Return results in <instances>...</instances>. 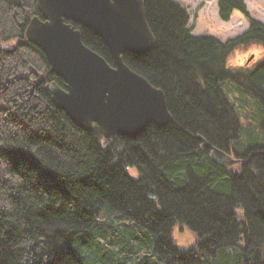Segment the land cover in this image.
I'll return each instance as SVG.
<instances>
[{
	"label": "trees",
	"instance_id": "trees-1",
	"mask_svg": "<svg viewBox=\"0 0 264 264\" xmlns=\"http://www.w3.org/2000/svg\"><path fill=\"white\" fill-rule=\"evenodd\" d=\"M142 1L154 40L123 61L164 91L173 121L104 144L46 90L66 86L29 33L38 0H0V264H264V58L227 64L241 45L264 46V24L245 0H218L222 20L240 11L250 23L223 42L193 35L174 0ZM72 24L115 65L97 33ZM228 85L256 110L242 114ZM202 138L238 162L217 164ZM178 222L193 248L176 244Z\"/></svg>",
	"mask_w": 264,
	"mask_h": 264
},
{
	"label": "water",
	"instance_id": "water-1",
	"mask_svg": "<svg viewBox=\"0 0 264 264\" xmlns=\"http://www.w3.org/2000/svg\"><path fill=\"white\" fill-rule=\"evenodd\" d=\"M43 17H34L29 33L36 36L51 70L66 88L46 84L53 103L82 129L98 124L106 138L113 134L136 137L149 124L163 127L173 121L164 91L131 69L126 52L150 49L154 35L142 0H38ZM78 23L97 33L111 50L115 65L87 46ZM203 139V138H202ZM214 162L235 164L238 158L207 144Z\"/></svg>",
	"mask_w": 264,
	"mask_h": 264
},
{
	"label": "rangeland",
	"instance_id": "rangeland-1",
	"mask_svg": "<svg viewBox=\"0 0 264 264\" xmlns=\"http://www.w3.org/2000/svg\"><path fill=\"white\" fill-rule=\"evenodd\" d=\"M180 4L189 14V27L193 35H212L225 42L235 38L249 29L248 19L240 12L235 11L229 21H224L219 16L218 0H174ZM248 10L253 18L264 24V0H245ZM240 54L243 58L236 59ZM248 58L250 60H248ZM264 58V46L259 43H249L235 48L227 57L230 67L246 66L252 68L259 60ZM231 98L239 105L241 102L250 107L247 111L241 110L242 114H250L257 108L255 99L249 95L241 96L231 85H228ZM173 238L182 250L193 248L196 242V234L185 224L176 223Z\"/></svg>",
	"mask_w": 264,
	"mask_h": 264
},
{
	"label": "bare ground",
	"instance_id": "bare-ground-1",
	"mask_svg": "<svg viewBox=\"0 0 264 264\" xmlns=\"http://www.w3.org/2000/svg\"><path fill=\"white\" fill-rule=\"evenodd\" d=\"M240 54H237L235 57H236V59L237 60H241L243 57L242 56H239ZM52 97V96H51ZM224 150V149H223ZM226 151V150H225ZM227 152H229L230 154L232 153V151H227ZM234 154V153H233ZM236 157V156H235ZM236 158H238V157H236Z\"/></svg>",
	"mask_w": 264,
	"mask_h": 264
}]
</instances>
